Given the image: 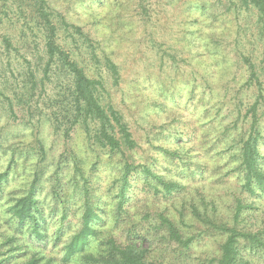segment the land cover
<instances>
[{"label":"trees","instance_id":"16d2710c","mask_svg":"<svg viewBox=\"0 0 264 264\" xmlns=\"http://www.w3.org/2000/svg\"><path fill=\"white\" fill-rule=\"evenodd\" d=\"M14 1L19 10L28 9V17L44 32L43 78L58 72L69 78L61 84L66 95L54 101L55 129L62 128L65 136L74 128L81 129L96 160L87 173L73 156L71 178L63 179L60 161L51 175L50 195L64 204L55 242L66 232L61 224L67 217L63 190L71 186V195L82 197L79 224L65 236L62 254L57 257L39 244L47 240L46 216L59 211L44 212L39 199L44 168L27 163L32 154L43 160L41 143L36 139L38 149L33 144L30 151L22 146L23 140L7 145L10 155L0 170V264H255L241 254L243 248L260 253L264 262V113H258L264 103V88L255 65L242 57L248 65L245 82L255 85L256 97L243 114L238 109L240 103L236 104L238 113L229 124L217 113L215 125L206 135L208 143L196 128L180 125L183 118L178 116L173 123L158 125V142L147 143L153 152L146 151L138 160L134 153L141 145L120 108L111 101L104 79L90 75L72 58L69 49L58 42L59 32H65L73 42L77 35L96 68L103 66L113 84L119 79L116 63L108 54L99 57L94 42L79 26L59 13L55 20L48 0ZM234 2L236 8L254 11L264 31V0ZM3 42L6 50L13 48L7 36ZM261 62L264 74V51ZM29 81L33 91L32 71ZM41 82L43 85V79ZM0 96H4L1 89ZM8 108L13 114L10 102ZM205 114H210V109ZM140 120L136 125L146 134L150 123L145 114ZM102 154H120L122 158L118 176L105 191V197L113 200L109 216L108 202L93 184ZM141 192L145 207L148 209L149 203L155 206L153 214L130 208ZM108 219L113 224L105 230ZM211 242L217 249L211 257L200 259L196 249L203 252Z\"/></svg>","mask_w":264,"mask_h":264},{"label":"rangeland","instance_id":"374dc122","mask_svg":"<svg viewBox=\"0 0 264 264\" xmlns=\"http://www.w3.org/2000/svg\"><path fill=\"white\" fill-rule=\"evenodd\" d=\"M13 1L0 0V89L4 94L0 96V170L5 168L10 155L7 145L23 140L22 146L30 151L33 144L34 149H38V143L34 141H40L43 160L32 154L27 163H37L44 168L39 195L44 212H59L46 216L47 240L39 245L60 257L65 236L72 226L79 224L82 197L71 195V186L63 190L62 199H67V217L61 224L66 232L55 242V230L64 204L50 195L51 175L60 161L63 179L71 178L73 156L81 161L80 165L88 173L96 158L81 129L74 128L68 136L63 135L62 128L55 129L54 101L65 94L61 84L69 78L60 72L49 79L43 78L46 61L44 32L34 19L28 17V9L22 7L19 10L17 2ZM48 1L55 20H59L55 14L59 13L67 22L79 26L94 42L97 55L108 54L116 63L119 79L113 84L103 66L96 68L77 35L76 42H73L65 32H59L58 42L69 49L72 58L90 75L104 79L111 101L120 108L141 145L134 153L138 160L146 151L153 152L147 143L158 142L159 124L173 123L181 116L183 121L179 124L196 128L205 135L208 143L206 135L215 125L213 119L217 113L224 124L231 123L238 109L243 114L257 95L255 85L245 82L248 65L243 56L259 71L264 88V74L261 72L264 31L255 12L236 8L234 0ZM24 22H28L27 27ZM4 36L10 39L12 49L6 50ZM29 71L33 72L36 82L33 91L30 90ZM9 102L13 114L9 111ZM207 109H210L208 115L205 114ZM258 113H264V103ZM142 114L150 123L148 129L145 127L146 134L136 125L138 119L141 122ZM239 124L240 129L241 122ZM121 159L120 154H102L93 181L95 190L108 202L107 216L113 200L110 196L105 197V191L118 176ZM17 180L21 181V178L17 177ZM143 195V192L139 193V201L132 203L130 208L132 211L151 210L150 214H153L155 206L149 203L147 209ZM152 218L150 216L149 220ZM112 224L108 219L104 229L109 230ZM215 249L217 245L211 242L205 245L203 252L197 248L196 255H200V259L209 258ZM241 254L255 264H264L260 253L243 248Z\"/></svg>","mask_w":264,"mask_h":264}]
</instances>
